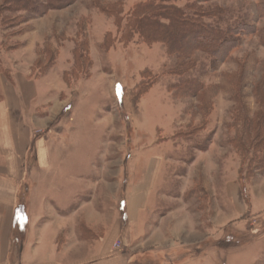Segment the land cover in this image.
Listing matches in <instances>:
<instances>
[{
    "label": "rangeland",
    "instance_id": "374dc122",
    "mask_svg": "<svg viewBox=\"0 0 264 264\" xmlns=\"http://www.w3.org/2000/svg\"><path fill=\"white\" fill-rule=\"evenodd\" d=\"M144 1L0 0V101L18 80L40 89L30 124L42 158L33 147L16 178L15 224H33L40 193L52 211L38 221L66 218L59 252L78 240L88 258L111 238L162 261L175 249L182 264H264V0L178 1L225 32L215 56L194 49L211 40L174 47L135 33ZM5 164L0 153L12 183ZM158 164L151 223L127 242L118 215Z\"/></svg>",
    "mask_w": 264,
    "mask_h": 264
},
{
    "label": "crops",
    "instance_id": "0c3cea01",
    "mask_svg": "<svg viewBox=\"0 0 264 264\" xmlns=\"http://www.w3.org/2000/svg\"><path fill=\"white\" fill-rule=\"evenodd\" d=\"M5 88L4 98L0 101V153L5 157L9 178L13 182L10 183L4 176L0 177V264H182V258L187 259L186 253L176 255L175 249L169 250L171 256L164 258V261L158 256L144 257L134 252L130 245L117 250L113 248L111 238L101 243L98 251L88 258L78 254L81 249L79 247L83 246L78 240L71 248V245H68L59 252L55 248L57 235L55 222L60 223L59 220L63 221L66 218L57 214L55 222L53 218L45 222L38 221L36 217L39 212L52 211L49 206L38 205L37 198L40 193H31L33 224H15L14 212L18 205V193H15L16 178L21 180L25 176L21 175V172L26 166L28 155L33 154V147L36 158H42L41 141L36 142V146L33 145L35 132L30 124L31 121L33 126L36 124L33 100L38 97L40 89L29 80H18L16 83H9ZM27 118H30V121ZM158 166L159 164L149 169L147 183L128 202L124 211L125 216L121 213L118 215L115 234L127 242L132 236L137 239L143 237V232H146L151 223L148 214L154 212L150 205L154 186H150V181L152 177L157 176ZM7 183L11 184L12 193H4L7 191ZM19 228L22 230L17 234L16 230ZM140 256L142 259H139Z\"/></svg>",
    "mask_w": 264,
    "mask_h": 264
},
{
    "label": "trees",
    "instance_id": "16d2710c",
    "mask_svg": "<svg viewBox=\"0 0 264 264\" xmlns=\"http://www.w3.org/2000/svg\"><path fill=\"white\" fill-rule=\"evenodd\" d=\"M69 1L73 0H48V3L50 4V8H57L67 2L69 3ZM178 1L179 0L144 1L136 9L138 12L135 14V22L133 25H130L131 28L135 33H139L143 39L153 41L160 40L174 47L175 43L178 44V42H182L186 39L192 40L193 43L190 44L191 46L196 43H204L206 39L211 40L214 49L206 44H199L195 46L194 49H196V47L201 50L210 49L208 52H210L211 55H217L216 52H218L219 47L229 42L228 38H224L223 41L220 40L225 32H220L219 28L212 24H205L197 13H194V15L187 13L184 7L178 5ZM186 1V6L194 9L198 1L201 2L204 0ZM199 8L200 10L201 8L203 9V7ZM212 11H215V8H213ZM197 22L199 25L195 24ZM182 30V36H179L177 33ZM205 34H209L210 37H206ZM224 56L226 57L227 53ZM261 159L264 161V156ZM261 163L264 164V162Z\"/></svg>",
    "mask_w": 264,
    "mask_h": 264
}]
</instances>
